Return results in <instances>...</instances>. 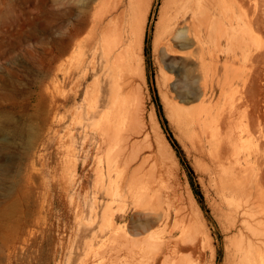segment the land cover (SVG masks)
Masks as SVG:
<instances>
[{
  "label": "rangeland",
  "instance_id": "rangeland-1",
  "mask_svg": "<svg viewBox=\"0 0 264 264\" xmlns=\"http://www.w3.org/2000/svg\"><path fill=\"white\" fill-rule=\"evenodd\" d=\"M101 1L0 0V264H85L89 260L85 241L99 231L100 218L93 221L89 215L85 173L91 166L105 164L106 146L90 143V136L85 147V132L91 133L93 121L85 118V107L98 93L103 98L99 107H109V79L103 77L108 72L102 71L104 61L85 77L89 29L85 12L95 13ZM163 5L164 0H152L145 25L144 123L134 119L138 134L132 121L134 132L131 126L129 132L121 131L129 135L122 153L132 152L138 169L142 162L136 175L154 194L149 193L147 200L163 208L171 203V225L177 209L182 223L193 211L199 212L219 264L225 256V233L220 223L217 164L201 128L190 123L189 131L196 129L202 136L193 130L191 137L172 113L175 104L184 108L202 104L201 67L197 57L170 54L162 48L158 23ZM256 33L264 36L262 31ZM241 62L240 70L246 69L247 61L232 58L234 70ZM100 72L102 89L94 83ZM87 86L93 89L92 97H85ZM86 148L90 149L85 163ZM202 226L197 224V249L185 252L194 264H208L211 258L209 249L202 247Z\"/></svg>",
  "mask_w": 264,
  "mask_h": 264
},
{
  "label": "bare ground",
  "instance_id": "bare-ground-1",
  "mask_svg": "<svg viewBox=\"0 0 264 264\" xmlns=\"http://www.w3.org/2000/svg\"><path fill=\"white\" fill-rule=\"evenodd\" d=\"M151 4L152 0H102L95 13L85 12L89 27L85 77L104 61L102 71L108 72L103 77L109 79V107H99L103 99L99 93L85 107V118H93L91 133L85 132V147L90 136V143L106 146L105 164L91 166L85 173L89 215L93 221L100 218L99 231H93L85 241L89 259L85 264H194L185 252L198 247L199 212L193 211L186 224L177 209L171 225V203L163 208V204L148 201L154 194L136 175L142 162L138 169V165L133 166L132 152L122 153L128 147L129 135L121 131H128L132 121L136 126V130L131 126L132 131L137 132L134 119L144 123L142 48ZM160 15L158 39L162 48L170 54L197 57L201 67L202 104L184 108L174 103L172 113L187 131L192 122L201 128L217 164L220 223L225 233V256L219 264H264V0H164ZM257 31H262L263 39ZM238 57L249 63L246 69L240 70L242 61V66H237L240 71L234 70L231 60ZM101 82L100 72L94 83ZM92 90L87 86L85 97H90ZM193 130L189 133H195ZM195 135L201 136L198 132ZM201 228L205 232L202 247L211 255L208 264H215L213 238L209 230Z\"/></svg>",
  "mask_w": 264,
  "mask_h": 264
},
{
  "label": "trees",
  "instance_id": "trees-1",
  "mask_svg": "<svg viewBox=\"0 0 264 264\" xmlns=\"http://www.w3.org/2000/svg\"><path fill=\"white\" fill-rule=\"evenodd\" d=\"M166 121V120H165ZM171 138V137H170ZM172 139V138H171ZM172 142H173V144L174 145H176L177 146V144H176V142L172 139ZM178 147V146H177ZM178 150H179V148H177Z\"/></svg>",
  "mask_w": 264,
  "mask_h": 264
}]
</instances>
